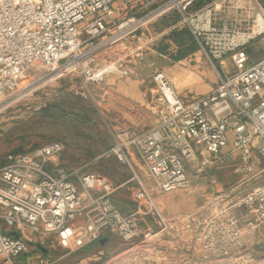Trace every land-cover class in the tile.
I'll return each mask as SVG.
<instances>
[{"label":"built area","instance_id":"2783aa9c","mask_svg":"<svg viewBox=\"0 0 264 264\" xmlns=\"http://www.w3.org/2000/svg\"><path fill=\"white\" fill-rule=\"evenodd\" d=\"M116 1L0 0V111L73 75L81 77L82 95L90 99L85 84L100 83L112 73L126 75L125 62L134 54L127 41L174 10L204 49L202 33L192 26L187 10L195 0H167L157 6L156 0H135L144 12L119 18L113 15ZM210 31L236 33L224 24ZM116 47L122 58L113 55L119 51ZM245 62L243 55L237 57L235 73H219L216 88L191 102H185L165 74L156 71L152 79L169 115L140 134L109 126L110 148L83 164L57 163L64 149L58 140L8 153L0 166V263L18 264L20 255L40 243L46 252L36 256L37 264H55L57 247L73 253L112 234L127 246L101 264H143L160 257L157 236L166 219L129 153L136 152L153 185L164 193L192 187L186 163L198 156L199 170L225 163L236 154L235 171L254 173L252 147L255 139H264V57L251 65ZM223 147L228 149L222 152ZM257 153L264 160V144ZM106 154L130 169L127 182L137 186L138 200L129 213L121 212L113 199L125 183L115 185L106 176L86 170ZM237 207L246 208L251 218L241 222ZM198 214L193 246L204 256L223 255L227 264H248L245 249L264 223V182L234 199L217 194Z\"/></svg>","mask_w":264,"mask_h":264},{"label":"crops","instance_id":"0c3cea01","mask_svg":"<svg viewBox=\"0 0 264 264\" xmlns=\"http://www.w3.org/2000/svg\"><path fill=\"white\" fill-rule=\"evenodd\" d=\"M112 7L115 18L126 14V3L120 4L116 1ZM190 13L192 26L202 33L200 39L204 42V49L190 26L178 17V13L166 14L127 41L126 45L134 51V54L125 62L126 75L112 73L100 83L85 84L94 106L108 119L115 131L126 129L134 134H140L169 115V108L152 79L156 71H162L178 95L185 102H191L216 88L219 73L225 75L235 73L237 57L243 55L246 65L255 63L247 64V61L255 59L257 54L254 58L250 57L251 55L248 54L250 50H246V45L250 40L264 34V9L259 0H211L201 6L194 3ZM223 24L226 28L234 27L236 33L210 31V27L221 28ZM117 50L119 51L114 52L113 55L122 58L120 47ZM72 87L73 84L70 85V90ZM231 138L232 136L229 135L230 141ZM262 144L264 139L257 138L252 147L254 173L241 174L235 171V166L239 163L236 154L224 163L233 165V172L240 177L237 185L224 191L219 190L216 185L211 189L191 187L188 190L161 192L153 185L149 175L141 166L136 152L130 151L129 156L134 167L151 189L160 212L166 219L165 228L159 230L157 236L160 257H151L143 264H227V258L223 255L204 256L193 246L192 238L200 218L198 211L203 205H208L217 193L224 192L226 198L234 199L236 197L234 194L244 195L264 182V160L257 153V147ZM227 149L228 147H223L222 152ZM56 162L65 167L74 166L65 161L61 154ZM130 176L120 183H115V185L125 183L113 194L115 204L123 213L134 210L139 196L137 189L132 193L133 196L130 194L131 209L123 208V203L117 198V191L130 190V186L134 184L132 181L127 182ZM211 182L213 183L214 179H211ZM212 190L215 192L207 193L206 198H200L204 195L203 192ZM207 209L210 210L209 207ZM235 210L241 222L251 218L246 208L237 207ZM148 219L149 222L152 220L151 217ZM113 238L117 236L112 234L104 244L97 242L73 253L57 247L53 252L56 258L55 264H65V262L101 264L109 257L107 249L110 247L116 249ZM153 244L152 239L151 245ZM245 252L249 255L248 264H264V223L258 225L255 240ZM43 253L37 247L31 248L17 258V263L37 264L36 256ZM75 257L78 258L72 260Z\"/></svg>","mask_w":264,"mask_h":264},{"label":"rangeland","instance_id":"374dc122","mask_svg":"<svg viewBox=\"0 0 264 264\" xmlns=\"http://www.w3.org/2000/svg\"><path fill=\"white\" fill-rule=\"evenodd\" d=\"M165 1L167 0H156L154 6ZM118 2L126 3V13L134 12L140 15L144 12L139 1L118 0ZM259 3L264 9V0H259ZM246 50H250L248 54L252 58L257 54V57L248 60L247 64L263 58L264 34L250 40L246 45ZM72 84L73 87L70 90ZM80 86V76H68L53 85L38 89L31 96L0 111V166L4 163L8 153L27 151L54 140L63 143L64 149L61 155L65 161L74 166L90 161L107 151L113 143L112 131L109 127L111 125L94 106L92 100L82 95ZM44 106L49 107L47 112L43 110ZM196 160L192 162L193 164L187 163L186 165L187 173L193 181L192 187L211 189L217 185L219 190L224 191L240 182V177L233 172V165L213 164L202 166L199 170L197 168L200 167L199 157H196ZM195 163H198V166H195ZM86 170L100 173L114 184L126 180L131 175L130 169L117 162L111 154L94 160ZM211 179H214L213 183ZM136 189L137 186L132 184L130 190L117 191V198L123 203V208H132L129 198L130 194L133 196L132 193ZM212 192L215 191L203 192L204 195L200 198H206V194ZM220 194L225 195L224 192ZM241 194H234L235 198ZM235 213H237L236 210ZM113 243L116 249L113 250L111 247L107 249L109 257L127 246L122 244L118 238H113Z\"/></svg>","mask_w":264,"mask_h":264},{"label":"trees","instance_id":"16d2710c","mask_svg":"<svg viewBox=\"0 0 264 264\" xmlns=\"http://www.w3.org/2000/svg\"><path fill=\"white\" fill-rule=\"evenodd\" d=\"M211 0H195L192 4H191V6L194 4V3H196L198 6H201V5H203V4H206V3H208V2H210ZM191 6L187 9L189 12H190V8H191ZM170 13H178V17H181V19H182V16L180 15V13L179 12H177V11H171V12H169V13H167V14H170ZM166 15V14H165ZM164 16V15H163ZM47 107V106H46ZM45 106L43 107L44 109V111H48V108L49 107H47L46 108ZM107 241H108V239H107Z\"/></svg>","mask_w":264,"mask_h":264},{"label":"water","instance_id":"95a60500","mask_svg":"<svg viewBox=\"0 0 264 264\" xmlns=\"http://www.w3.org/2000/svg\"><path fill=\"white\" fill-rule=\"evenodd\" d=\"M8 233H9L10 235H12L13 237H18V233L15 232V231H10V232H8ZM106 241H107V238L105 237V238L100 239V240L98 241V243H100V244H104ZM36 245H37V248H38L39 250H41V251H43V252H46L45 247H43L40 243H37Z\"/></svg>","mask_w":264,"mask_h":264}]
</instances>
